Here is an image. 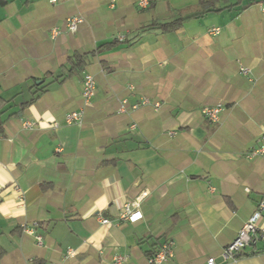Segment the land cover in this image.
<instances>
[{
	"label": "crops",
	"instance_id": "0c3cea01",
	"mask_svg": "<svg viewBox=\"0 0 264 264\" xmlns=\"http://www.w3.org/2000/svg\"><path fill=\"white\" fill-rule=\"evenodd\" d=\"M198 1L0 0V264H151L167 242L157 264H264L261 241L221 256L264 204V152L250 154L264 136V0L127 42ZM74 52L89 53L78 73ZM215 105L210 122L201 109ZM74 110L82 122L66 121ZM125 202L135 221L119 219Z\"/></svg>",
	"mask_w": 264,
	"mask_h": 264
},
{
	"label": "built area",
	"instance_id": "2783aa9c",
	"mask_svg": "<svg viewBox=\"0 0 264 264\" xmlns=\"http://www.w3.org/2000/svg\"><path fill=\"white\" fill-rule=\"evenodd\" d=\"M55 2L56 0H50ZM141 6L147 5V0H139L138 2ZM83 22L81 16H71L66 20V28L70 32L77 31L80 24ZM218 28L214 27L210 29V32L213 34L218 33ZM56 33V31H55ZM240 71L246 74L249 69L247 67H240ZM96 90V81L94 76L91 73H85L81 82V96L82 101L85 105L89 104L91 98L94 96ZM147 100H142V103H146ZM158 105V104H156ZM221 107L219 105L215 106H204L201 109L203 116L210 122L218 121L219 112ZM83 114L81 110L70 111L66 114V121L68 123H80L82 122ZM264 152V136L262 137V142L258 149L251 152V155ZM137 202H125L122 205V208L118 214L119 219L135 221L137 211H134L133 208L136 207ZM264 208V204L260 203L254 212L248 217V219L243 223L241 228L237 231L235 237L225 244L221 250V256L224 260L234 259L237 255L242 253L249 245L254 244L258 241L264 242V220L261 222V212ZM98 218L101 223H107L108 219L102 217L101 214L98 215ZM37 241L40 242V236H37ZM75 250H67L68 256H73ZM171 255L170 243H166L159 250L154 252L148 257V261L151 264H157L164 260L166 257ZM125 262V257L122 255H114L111 264H123ZM206 264H216L215 258L210 256L206 260Z\"/></svg>",
	"mask_w": 264,
	"mask_h": 264
},
{
	"label": "trees",
	"instance_id": "16d2710c",
	"mask_svg": "<svg viewBox=\"0 0 264 264\" xmlns=\"http://www.w3.org/2000/svg\"><path fill=\"white\" fill-rule=\"evenodd\" d=\"M243 1H247V2H256L258 0H235L234 2H229V0H199L196 4L189 6L181 11L178 12V15L168 21L165 22H151L149 24H145L140 26L137 30V34L132 37L129 38L127 40L128 43H132L133 41H135L138 37H139V33H142L146 30L149 29H159L162 32H170L173 31L175 29H178L179 27H182V25L191 19L194 18H198L201 17L203 15H205L208 12L211 11H221L222 9L225 8H230V7H234L237 5H240ZM219 2H222L223 5H218ZM118 41L116 40H110L108 42H105L103 44H101L100 46H98L96 49H102V48H108L110 46H113L115 44H117ZM89 53H78V52H74L72 55H70L68 57L69 60V68L68 70L71 73H78L80 71H83L84 67L87 64V59L86 56ZM83 79V78H82ZM45 86L43 85L41 87H38L39 92H42L45 90ZM39 95V94H38ZM38 95H35L34 97H32L31 99H29L28 101H25L22 103V107L24 108L25 105H27L28 103L34 101ZM1 100V99H0ZM4 119L2 118V112L0 111V134L3 133V128H4ZM157 251V250H156ZM155 251V252H156ZM4 253L3 249H0V256ZM255 252H250V253H246L245 255H249V254H253ZM153 254V253H152ZM150 254V255H152ZM241 254V253H240ZM239 254V255H240ZM149 255V256H150ZM33 264H43V261H34Z\"/></svg>",
	"mask_w": 264,
	"mask_h": 264
}]
</instances>
